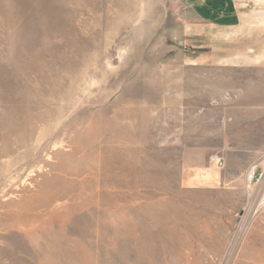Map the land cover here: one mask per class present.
<instances>
[{
	"label": "rangeland",
	"instance_id": "rangeland-1",
	"mask_svg": "<svg viewBox=\"0 0 264 264\" xmlns=\"http://www.w3.org/2000/svg\"><path fill=\"white\" fill-rule=\"evenodd\" d=\"M0 264H264V0H0Z\"/></svg>",
	"mask_w": 264,
	"mask_h": 264
}]
</instances>
